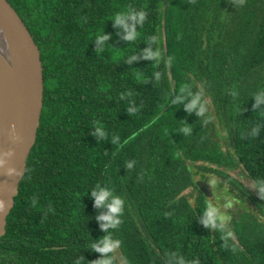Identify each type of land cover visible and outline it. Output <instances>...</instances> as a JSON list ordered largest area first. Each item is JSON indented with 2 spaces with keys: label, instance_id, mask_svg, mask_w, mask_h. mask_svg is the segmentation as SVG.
I'll list each match as a JSON object with an SVG mask.
<instances>
[{
  "label": "trees",
  "instance_id": "16d2710c",
  "mask_svg": "<svg viewBox=\"0 0 264 264\" xmlns=\"http://www.w3.org/2000/svg\"><path fill=\"white\" fill-rule=\"evenodd\" d=\"M5 1L37 48L42 98L0 264H96L90 243L105 233L87 195L97 184L126 200L113 232L123 242L117 264H168L170 253L188 264H264V200L255 191L264 109L253 108L264 92V0H168L165 34L164 0ZM130 7L149 19L126 44L111 20ZM103 32L114 47L95 50ZM152 35L163 61L125 64ZM186 85L202 90L204 118L171 105ZM97 127L107 139L92 136ZM207 174L236 202L227 242L199 222L210 198L195 177Z\"/></svg>",
  "mask_w": 264,
  "mask_h": 264
},
{
  "label": "water",
  "instance_id": "95a60500",
  "mask_svg": "<svg viewBox=\"0 0 264 264\" xmlns=\"http://www.w3.org/2000/svg\"><path fill=\"white\" fill-rule=\"evenodd\" d=\"M167 6L168 0H164V34ZM41 84L37 48L14 10L5 0H0V236L35 138ZM199 187L209 196L205 186Z\"/></svg>",
  "mask_w": 264,
  "mask_h": 264
},
{
  "label": "clouds",
  "instance_id": "9594fccd",
  "mask_svg": "<svg viewBox=\"0 0 264 264\" xmlns=\"http://www.w3.org/2000/svg\"><path fill=\"white\" fill-rule=\"evenodd\" d=\"M243 2V0H241ZM149 19V12L143 8L137 9L130 7L124 12L116 14L111 20L112 26L115 29V34L120 40L126 44L133 43L139 36V29H142ZM113 40V35L103 32L96 36L93 44L95 50L104 51L108 45H112L109 41ZM114 47V46H113ZM164 59V54L159 47V37L152 35L148 38L146 47L140 49L138 52L125 58L124 63L133 65L140 60L151 61L159 64ZM171 58H169V63ZM159 78V73L156 74ZM233 96L235 92L231 93ZM202 90L194 91L191 86H184L180 89L179 93L174 96L171 105L183 104V109L189 114L195 113L199 118H204L208 109L206 103L202 100ZM123 99V97L121 98ZM253 108L264 109V92L257 93L254 97ZM130 113L136 111L135 107L128 109ZM210 118H205L203 122L206 124ZM185 136L192 134L190 127L182 129ZM260 128H256L251 132L252 136H257ZM92 136L96 140L107 139L106 132L97 127L92 132ZM136 162L130 161L126 164V169L131 170L135 167ZM255 191L261 200H264V180H258L255 184ZM89 199H94V207L97 211L95 216L96 221L99 223V229L105 235L98 239H94L90 243V250L99 253L100 257L95 260L96 264H117L118 258L122 255V240L113 236V232L118 230L123 223L122 217L124 215L126 200L115 193V191L106 185L101 186L97 184L95 187L88 191ZM218 200H223V208L232 206L233 197L228 193L227 189L222 190V194L217 197ZM35 203V201H33ZM199 222L205 229L210 232H217L222 234L225 242L232 237V232L228 230L231 222V217L222 211L219 203H212L209 201L206 207L202 210L199 216ZM79 264V261H77ZM168 264H188L185 258L177 253H170L168 256ZM195 264V262H193Z\"/></svg>",
  "mask_w": 264,
  "mask_h": 264
},
{
  "label": "rangeland",
  "instance_id": "374dc122",
  "mask_svg": "<svg viewBox=\"0 0 264 264\" xmlns=\"http://www.w3.org/2000/svg\"><path fill=\"white\" fill-rule=\"evenodd\" d=\"M195 179H196L198 186L203 185L206 187V191L209 192V193L208 192L207 193L209 195L210 201L214 204L219 203L222 207V211L225 214L229 208L232 209L235 206L236 202L232 201L231 207L223 208V204L225 203V201L217 199V197L222 194V190L224 189L223 187H219V184L217 182V180H218L217 176L207 174L205 176V178H202L200 175H196ZM188 191L189 190H187V192Z\"/></svg>",
  "mask_w": 264,
  "mask_h": 264
}]
</instances>
